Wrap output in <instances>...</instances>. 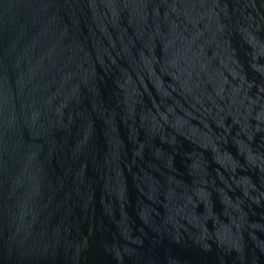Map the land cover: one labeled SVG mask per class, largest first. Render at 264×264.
Returning a JSON list of instances; mask_svg holds the SVG:
<instances>
[{
    "label": "water",
    "instance_id": "water-1",
    "mask_svg": "<svg viewBox=\"0 0 264 264\" xmlns=\"http://www.w3.org/2000/svg\"><path fill=\"white\" fill-rule=\"evenodd\" d=\"M0 264H264V0H0Z\"/></svg>",
    "mask_w": 264,
    "mask_h": 264
}]
</instances>
